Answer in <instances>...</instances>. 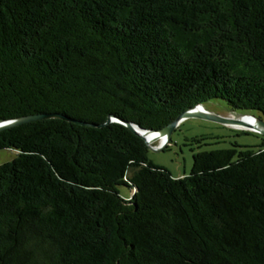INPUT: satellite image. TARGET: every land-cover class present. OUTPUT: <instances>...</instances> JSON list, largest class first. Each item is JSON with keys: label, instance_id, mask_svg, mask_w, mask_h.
Masks as SVG:
<instances>
[{"label": "trees", "instance_id": "trees-1", "mask_svg": "<svg viewBox=\"0 0 264 264\" xmlns=\"http://www.w3.org/2000/svg\"><path fill=\"white\" fill-rule=\"evenodd\" d=\"M216 99L264 120V0H0V121L73 120L0 132V264H264V136L174 178L120 122L77 123Z\"/></svg>", "mask_w": 264, "mask_h": 264}, {"label": "rangeland", "instance_id": "rangeland-1", "mask_svg": "<svg viewBox=\"0 0 264 264\" xmlns=\"http://www.w3.org/2000/svg\"><path fill=\"white\" fill-rule=\"evenodd\" d=\"M203 106L213 114L236 122L249 120L252 127L239 123L224 125L199 118H188L181 122L172 132L170 140L164 143L167 148L162 151L149 150L148 153V158L153 164L165 168L174 178H183L191 173L195 153L230 149L234 144L242 149H258L262 143V135L256 132L257 121L253 117L239 116L252 115L259 118L257 112H232L228 104L220 99L209 101ZM195 138L205 140L195 144L192 141ZM164 144L158 139L153 146L160 147ZM17 155L15 150H0V166L11 162ZM119 192L123 198L131 196L128 187H119Z\"/></svg>", "mask_w": 264, "mask_h": 264}, {"label": "water", "instance_id": "water-1", "mask_svg": "<svg viewBox=\"0 0 264 264\" xmlns=\"http://www.w3.org/2000/svg\"><path fill=\"white\" fill-rule=\"evenodd\" d=\"M239 116L240 117H242V116L243 117H246V116L253 117L258 123V126H256V129H257L256 132L258 134L264 136V120H262L260 118H256L252 115H239ZM48 118H58V119L67 120L69 122L73 121L70 118L63 116V115H59V114L25 116V117H20V118H16V119L0 121V132H3L5 130H8V129H11L13 127H17V126H20V125H23L26 123H30V122L41 120V119H48ZM188 118H199V119L218 122V123H221L224 125L239 123V124L244 125V126L249 127V128L252 127L251 124H248L246 122H243V121L236 122V121L230 120L228 118L220 117L216 114H213V113L207 111L203 105H198V106L184 112L175 122H173L172 124H170L169 126L165 127L164 129H162L160 131L145 130V129L140 128L138 125H136L134 123L120 121V120L114 119L113 117H111L103 125H97V124H92V123H82V122H77V123L82 124V125H86L88 127H99V128H101L103 126L109 125L113 121L114 122L118 121L121 124H123L124 126H126L127 128H129L133 133L140 136L146 142L149 150L162 151L165 148L166 144H164L163 146H160V147H154L153 143L158 141L159 137H166V139H167L166 143H167V141L170 140L172 132L175 130V128L181 122L185 121ZM154 135H157V136L154 137ZM149 137H152L151 141H150Z\"/></svg>", "mask_w": 264, "mask_h": 264}, {"label": "bare ground", "instance_id": "bare-ground-1", "mask_svg": "<svg viewBox=\"0 0 264 264\" xmlns=\"http://www.w3.org/2000/svg\"><path fill=\"white\" fill-rule=\"evenodd\" d=\"M251 120H252V119H251ZM241 121H242V120H241ZM252 121H253V120H252ZM243 122H245V121H243ZM249 122H251V121L246 120V123L250 124ZM253 123H255V121H253ZM251 124H252V123H251ZM155 136H157V135H154V137H155ZM149 139H150V141H151V140H152V137H149ZM158 139L161 141L162 144H164V143L166 142V140H167L166 137H159Z\"/></svg>", "mask_w": 264, "mask_h": 264}]
</instances>
